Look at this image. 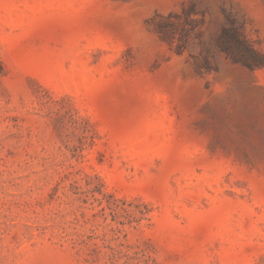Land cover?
I'll return each mask as SVG.
<instances>
[{"label": "rangeland", "instance_id": "obj_1", "mask_svg": "<svg viewBox=\"0 0 264 264\" xmlns=\"http://www.w3.org/2000/svg\"><path fill=\"white\" fill-rule=\"evenodd\" d=\"M226 14L264 55V0H0V264H264V67Z\"/></svg>", "mask_w": 264, "mask_h": 264}, {"label": "trees", "instance_id": "obj_2", "mask_svg": "<svg viewBox=\"0 0 264 264\" xmlns=\"http://www.w3.org/2000/svg\"><path fill=\"white\" fill-rule=\"evenodd\" d=\"M174 27V24L169 21H160L157 24V31L163 39L173 43L176 38ZM219 45L222 51L236 63H242L252 69L264 67V55L251 47L242 36L240 28L231 14H226V25L223 28ZM179 48L182 49L181 46Z\"/></svg>", "mask_w": 264, "mask_h": 264}]
</instances>
